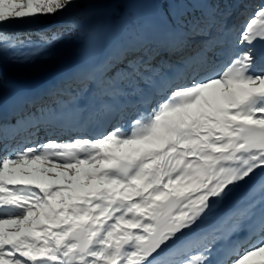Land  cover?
I'll return each instance as SVG.
<instances>
[{
    "label": "snow or ice",
    "instance_id": "1",
    "mask_svg": "<svg viewBox=\"0 0 264 264\" xmlns=\"http://www.w3.org/2000/svg\"><path fill=\"white\" fill-rule=\"evenodd\" d=\"M249 3L0 0V264H264V0ZM48 18L35 39L8 31ZM54 49L47 86L5 79Z\"/></svg>",
    "mask_w": 264,
    "mask_h": 264
},
{
    "label": "rangeland",
    "instance_id": "2",
    "mask_svg": "<svg viewBox=\"0 0 264 264\" xmlns=\"http://www.w3.org/2000/svg\"><path fill=\"white\" fill-rule=\"evenodd\" d=\"M256 3H259V0H254V3H252L249 6L250 11L252 10L253 5ZM135 12H136V9L133 7L130 10V15L134 16ZM29 26H33V25H19V26L9 28L8 31H13L15 28L16 29L27 28ZM25 54H27V52ZM16 55L20 56V53L17 52ZM64 61H65L64 51L62 49H54L52 51V53L50 54V57L47 59L37 58L34 62H29V63L17 62V63H12V64H6L5 72L6 71L11 72V71H13L14 68L18 69L21 74L19 75L20 78L17 81V85L28 86V84H27V79H29L28 75H36V74H40V75L46 74L47 75L48 74V76L45 75V77L42 79V80H46L48 77H51L49 75L50 73L54 74L56 72L57 74L54 77L56 79L58 76V73L61 71V68L64 64ZM52 64H53V66H52ZM51 66H52V68H51ZM21 79H22V81L19 82ZM42 82H44V81H42ZM34 88H38V87H34ZM261 175L262 174L258 172L257 176L254 179L255 180L260 179ZM245 190H246V186H242V187L237 188L232 193V195L230 196L229 201L239 198V196H241ZM226 206H227V202L225 204L219 205L216 211L221 212L225 209Z\"/></svg>",
    "mask_w": 264,
    "mask_h": 264
},
{
    "label": "trees",
    "instance_id": "3",
    "mask_svg": "<svg viewBox=\"0 0 264 264\" xmlns=\"http://www.w3.org/2000/svg\"><path fill=\"white\" fill-rule=\"evenodd\" d=\"M59 23H60V21L58 19L48 18V19H45L44 20L43 25H33L27 31L25 29H15V30L9 31V32H19V33H23L25 35H31V37L33 39H35V34L39 30V28H41V27H48V28H51V29H55V28H57L59 26ZM13 70H14V73L15 74L20 73L19 70L16 69V68H14ZM37 75H39V74L34 75L33 78H37ZM35 80H37V79H35Z\"/></svg>",
    "mask_w": 264,
    "mask_h": 264
},
{
    "label": "bare ground",
    "instance_id": "4",
    "mask_svg": "<svg viewBox=\"0 0 264 264\" xmlns=\"http://www.w3.org/2000/svg\"><path fill=\"white\" fill-rule=\"evenodd\" d=\"M259 51H264V46H258V52ZM56 59V58H55ZM55 78L52 77H48L46 80H44V84L45 86H47L49 83L53 82Z\"/></svg>",
    "mask_w": 264,
    "mask_h": 264
}]
</instances>
